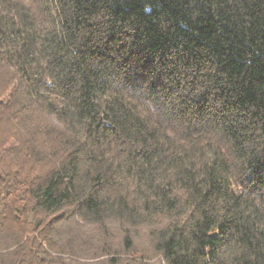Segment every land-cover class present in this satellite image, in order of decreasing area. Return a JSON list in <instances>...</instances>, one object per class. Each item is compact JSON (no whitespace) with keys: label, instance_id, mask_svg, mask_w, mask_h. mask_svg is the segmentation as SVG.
Wrapping results in <instances>:
<instances>
[{"label":"trees","instance_id":"trees-1","mask_svg":"<svg viewBox=\"0 0 264 264\" xmlns=\"http://www.w3.org/2000/svg\"><path fill=\"white\" fill-rule=\"evenodd\" d=\"M0 264H264V0H0Z\"/></svg>","mask_w":264,"mask_h":264}]
</instances>
